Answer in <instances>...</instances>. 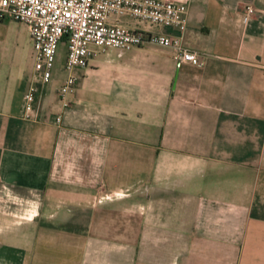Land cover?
<instances>
[{"label":"crops","instance_id":"crops-1","mask_svg":"<svg viewBox=\"0 0 264 264\" xmlns=\"http://www.w3.org/2000/svg\"><path fill=\"white\" fill-rule=\"evenodd\" d=\"M189 1L200 65L110 49L34 120L32 35L0 19V264H264V0Z\"/></svg>","mask_w":264,"mask_h":264},{"label":"built area","instance_id":"built-area-1","mask_svg":"<svg viewBox=\"0 0 264 264\" xmlns=\"http://www.w3.org/2000/svg\"><path fill=\"white\" fill-rule=\"evenodd\" d=\"M190 8L189 0H0V19L27 24L34 43V73L23 117H39L62 45L68 48V77L59 93L66 107L70 105L69 95L81 80L79 72L89 68L94 57L110 49L162 47L174 50L180 65H200L201 55L184 43ZM248 10L249 14L255 12L252 7ZM169 28L178 34L159 31ZM58 122H62L61 117Z\"/></svg>","mask_w":264,"mask_h":264},{"label":"rangeland","instance_id":"rangeland-1","mask_svg":"<svg viewBox=\"0 0 264 264\" xmlns=\"http://www.w3.org/2000/svg\"><path fill=\"white\" fill-rule=\"evenodd\" d=\"M12 28L15 29V31H21L24 32V26L20 24L18 21L12 22ZM26 28V27H25ZM68 48L66 45H62L59 51L58 59H57V66H56V73L57 75H67V71L65 70V64H66V58H67V52Z\"/></svg>","mask_w":264,"mask_h":264}]
</instances>
